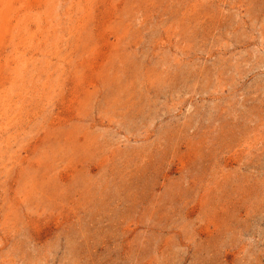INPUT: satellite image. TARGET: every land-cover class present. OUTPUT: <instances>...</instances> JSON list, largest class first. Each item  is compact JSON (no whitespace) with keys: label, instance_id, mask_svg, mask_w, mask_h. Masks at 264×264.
Returning a JSON list of instances; mask_svg holds the SVG:
<instances>
[{"label":"rangeland","instance_id":"obj_1","mask_svg":"<svg viewBox=\"0 0 264 264\" xmlns=\"http://www.w3.org/2000/svg\"><path fill=\"white\" fill-rule=\"evenodd\" d=\"M0 264H264V0H0Z\"/></svg>","mask_w":264,"mask_h":264}]
</instances>
